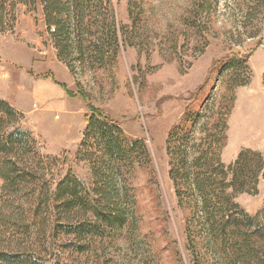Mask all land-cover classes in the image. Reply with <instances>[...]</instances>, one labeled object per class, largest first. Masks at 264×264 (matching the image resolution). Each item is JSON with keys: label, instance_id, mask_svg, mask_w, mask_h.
<instances>
[{"label": "rangeland", "instance_id": "1", "mask_svg": "<svg viewBox=\"0 0 264 264\" xmlns=\"http://www.w3.org/2000/svg\"><path fill=\"white\" fill-rule=\"evenodd\" d=\"M137 2L132 9L129 0H112L119 30L115 58L74 73L56 56L40 0L16 2L5 12L0 73L15 78L20 90L18 108L9 104L18 115L4 130L29 132L53 184L71 172L90 188L89 165L77 154L90 113L87 102L101 110L126 135L143 140L150 165L132 179L135 220L119 237L97 244L96 254L105 264H195L196 257L209 264L204 242H190L186 235L189 212L168 177L165 141L186 108L196 110L206 98L214 109L229 106L219 153L234 181L226 191L250 214L264 209V0H213L209 15L196 13V0ZM231 55L246 61L230 76L218 63ZM49 70L73 98L41 80Z\"/></svg>", "mask_w": 264, "mask_h": 264}, {"label": "trees", "instance_id": "2", "mask_svg": "<svg viewBox=\"0 0 264 264\" xmlns=\"http://www.w3.org/2000/svg\"><path fill=\"white\" fill-rule=\"evenodd\" d=\"M21 1L0 0L1 31L5 12ZM40 1L56 56L70 72L87 65L100 67L106 58H115L119 30L112 0ZM129 1L137 9L139 2ZM212 2L196 0V13L209 15ZM245 58L225 57L219 70L237 75ZM43 77L73 98L52 72ZM210 103L206 98L196 110L186 108L165 141L168 177L179 203L189 212L186 235L190 242H204L209 264H264V209L250 214L226 191L234 181L219 153L229 106L214 109ZM87 104L90 113L77 155L89 165L90 188L71 172L53 184L52 172L29 132L4 130L18 114L0 99V264H105L104 257L96 254L97 244L119 237L135 220L132 179L136 170L150 165L146 145ZM197 132L203 136L196 137ZM240 176L237 170L233 177ZM196 260L201 264V258Z\"/></svg>", "mask_w": 264, "mask_h": 264}, {"label": "crops", "instance_id": "3", "mask_svg": "<svg viewBox=\"0 0 264 264\" xmlns=\"http://www.w3.org/2000/svg\"><path fill=\"white\" fill-rule=\"evenodd\" d=\"M51 71V70H49ZM1 72V71H0ZM26 78V82H27V76ZM41 79V78H39ZM15 78H12L10 76L9 73H0V99L6 101L8 104L10 105H15L16 108H18L16 105L18 103V98H17V92L20 90V86L14 81ZM42 81H44L45 83L48 84V86L50 85L49 89L52 90L55 93H58L59 95L61 94H65V96L67 98H69L65 91L58 85H56L55 83H53L51 80L49 79H41ZM31 90L33 92H35V79H31ZM22 89V88H21ZM32 92V93H33ZM20 93V92H19ZM41 99H45L44 101H50L49 105L52 107H55L56 104L54 101H52V99L48 98L46 95H40ZM26 101V100H25ZM25 109L23 110V113L25 114Z\"/></svg>", "mask_w": 264, "mask_h": 264}]
</instances>
